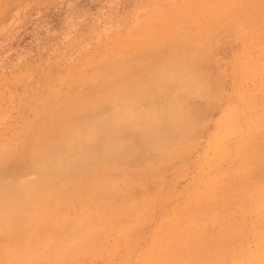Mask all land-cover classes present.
Returning <instances> with one entry per match:
<instances>
[{
    "label": "rangeland",
    "instance_id": "rangeland-1",
    "mask_svg": "<svg viewBox=\"0 0 264 264\" xmlns=\"http://www.w3.org/2000/svg\"><path fill=\"white\" fill-rule=\"evenodd\" d=\"M10 1L0 264H264L263 0ZM11 5L24 11L12 18ZM238 19L247 26L220 27ZM229 29L240 47L223 58L213 42ZM179 87L196 106L167 125L151 103ZM126 111L134 121L112 130Z\"/></svg>",
    "mask_w": 264,
    "mask_h": 264
},
{
    "label": "bare ground",
    "instance_id": "bare-ground-1",
    "mask_svg": "<svg viewBox=\"0 0 264 264\" xmlns=\"http://www.w3.org/2000/svg\"><path fill=\"white\" fill-rule=\"evenodd\" d=\"M5 1H7V0H5ZM13 1H14V0H13ZM22 1H24V0H22ZM8 2H9V1H8ZM10 2H12V0H11ZM1 3H3V1H1ZM1 3H0V4H1ZM6 3H7V2H6ZM7 4H8V3H7ZM9 4H11V3H9ZM9 4H8V5H9ZM5 5H6V4H5ZM0 6H1V5H0ZM10 7H12V5H11ZM4 8H5V7H4ZM8 8H9V7H8ZM8 8H7L6 10H8ZM9 10H10V14L12 15V18H13V16H14V12H17L18 7H17V6H14V7L10 8ZM4 13H5V12H4ZM6 13H7V12H6ZM8 14H9V12H8ZM181 46H182V45H181ZM183 47H185V46H183ZM172 57H173V56H172ZM172 57H171V56L168 57L169 62H173V64L176 65L177 62L174 63L175 61H172V60H173ZM170 58H171V61H170ZM149 59L151 60V57H149ZM174 60H175V59H174ZM167 61H168V60H167ZM176 61H177V60H176ZM184 62H185V61H184ZM186 62H187V61H186ZM180 63H181V62H180ZM180 63L178 62L177 65H180ZM149 64H150V63H149ZM185 64H186V63H184V65H185ZM184 65H183V66H184ZM151 68H152V67H151ZM181 68H183V67H181ZM184 68H185V67H184ZM184 68L181 69V71H183ZM153 69H154V67H153ZM158 69H159V71L156 70V71L158 72V74L162 73V72H160V70L162 69V67H161V69H160V68H158ZM163 69H164L163 71H166V70H167V69H165V68H163ZM185 70H186V69H185ZM185 70H184V72H185ZM145 71H146V70H145ZM145 71H144V72H145ZM161 71H162V70H161ZM179 71H180V70H179ZM181 71H180V72H181ZM186 71H187V70H186ZM152 72H153V71H152ZM152 72H151V73H152ZM175 72H176V71H175ZM177 72H178V70H177ZM146 73H147V72H146ZM146 73H145V74H146ZM149 73H150V71H149ZM166 73L168 74L167 78H168L169 80L172 78V79H171V82L174 83V82H175V79H177V77H173V76H172L173 74L171 75L168 71H167ZM172 73H174V72L172 71ZM178 73H179V72H178ZM182 73H183V72H182ZM182 73H180V74H182ZM143 74H144V73H143ZM155 74H156V73H155ZM164 74H165V73H164ZM164 74H163V75H164ZM169 74L172 76V77L170 76L171 78H169ZM180 74H179V76H180ZM183 74H184V73H183ZM152 75H153V74H152ZM156 75H157V74H156ZM147 76L149 77L148 74H147ZM150 76H151V75H150ZM182 76H184V75H182ZM144 77H146V76H144ZM153 77H154V76H153ZM156 77H157V76H156ZM158 77H159V75H158ZM164 77H166V76L164 75ZM164 77H162V76L160 77V78H162V81H163ZM184 77H185V80H186V82H187V77H188V75H187V76H184ZM167 78H166V79H167ZM188 78H189V77H188ZM141 79H142V78H141ZM173 79H174V81H172ZM195 79H196V78H194V80H195ZM156 80H158V79H156ZM144 81H147L146 78H144ZM176 81H177V80H176ZM178 81H179V80H178ZM163 82H165V80H164ZM169 82H170V81H169ZM179 82L183 83L182 80H180ZM186 82H185V83H186ZM188 82H190V81L188 80ZM191 82H192V81H191ZM194 82L199 83L197 79H196ZM130 84H131V82H130ZM145 84H147V83H145ZM145 84H144V86H147V85H145ZM149 84H150V85H149ZM151 84H152V83H149V82H148L149 87L151 86ZM183 84H184V83H183ZM204 84H205V83H204ZM177 86H179V85H177ZM185 87H186V86H185ZM151 88H152V86H151ZM177 89L179 90L180 87H179V88H175L176 93H177ZM184 89H185V88L183 87V92H182V90H181V91L179 90L180 92L178 91V92H179V95H180V93H182V95L179 96V97H183V98H180L181 100L183 99L182 101L178 98V96H177L176 94H175V95L177 96V98H171V99L169 98L171 92L174 91V90H173V91H171V92L165 91V92H168V93H170V94H169V95H165L166 98L164 97V99H163V96H162V97L159 96V97H161V98H159V100H161V102H163L162 104H161L160 102H159V104H158V101H159L158 98H155V99H157L158 101H156V100L154 99L155 101L153 100V102L151 103L152 105H154L155 110H156V107H157V110H158V108L161 109L160 106L162 107V105L165 106V109L167 108V109L164 111V108L162 107L161 112L158 113V114H161V113L163 112L162 114H163V115H164V114H167V115H165V116H167V117L170 115V116H169V119L165 117L166 119H168V121H167V120H164L165 122L167 121V125H168V123L171 124V122H173V121L169 122V120H171L173 116L176 118V117L178 116V114H179V117L176 118V119H175V118H173V119L176 120V121H177V120H179V121L181 120L179 126L183 125V124H184L183 122H187V120L189 119V118H187V117H189V116L184 117V116H186V115H184L183 113H184V112L186 113V111H187L188 113H192V110L194 109V108H192V107H193V106H196L195 104H194L193 106H190L191 104L188 105V104H189V101H188V103H187V100H186L187 97H185V99H184V96H183V95L185 94ZM201 89H202V88H201ZM201 89H200V90H201ZM203 90H204V92H202V91H201L202 93L199 92V93H201V94H199V93L197 94V93H196L197 95H193L192 99H193L194 97H197V98H198V97H200V98L202 97L201 99L203 100V98L205 97V93H206L205 90H206V88H204ZM175 91H174V92H175ZM206 91H207V90H206ZM155 92H156V91H155ZM155 92H154V93H155ZM174 92H173V94H174ZM148 93H149L150 96H152V93H153V92H152L151 94H150V92H148ZM186 93H187V92H186ZM191 93H192V92L190 91V94H191ZM166 94H167V93H166ZM173 94H172V95H173ZM192 94H193V93H192ZM192 94H191V96H192ZM206 94H207V93H206ZM185 95H186V94H185ZM198 95H199V96H198ZM203 95H204V97H203ZM150 96H149V97H150ZM187 96H188V95H187ZM191 96H190V97H191ZM171 97H172V96H171ZM174 97H175V96H174ZM167 98H168V99H167ZM188 98H189V96H188ZM149 99H150V98H149ZM162 99H163V100H162ZM194 99H195V98H194ZM167 100H168V101H167ZM184 100H185V101H184ZM205 100H206V99H205ZM164 101H165V102H164ZM154 102H156L157 104H156V103L154 104ZM183 102H184V103H183ZM195 103H196V102H195ZM182 104H183V105H182ZM184 105H185V106H184ZM181 106H182V107H181ZM189 106H190V107H189ZM102 108H103V107H102ZM182 108H183V109H182ZM188 108H191V112L188 111ZM196 109H199V108L196 107ZM174 110L177 111L176 113H178V112H179V113H178L177 115L173 114V115L171 116L172 112L174 113ZM96 111L98 112L97 109H96ZM181 111H183V113H182ZM128 112H130V113L132 114V111H126L125 115H124V112H122V113L120 112L121 114H120V113H119L120 115H119V114H116L115 117H117V115H119V116H118L117 118H114V120L118 119V120L116 121L117 123H118V122H120V123H121V122H124L123 125L125 124V121H126L125 119H126V117H127V121H128V119H129V121H131V119H132V121H134L133 119H134V115H135V114L132 115V116H133V118H132V116L130 115V113H129L130 117H129V115L126 116V114H128ZM155 112H157V111H155ZM168 113H169V114H168ZM156 114H157V113H156ZM156 114L154 115V117L156 116ZM162 114H161V116H162ZM123 115H124V116H123ZM181 115H182V117H181ZM189 115H190V117H191V114H189ZM125 116H126V117H125ZM157 116L159 117V118H158L159 120L162 119L159 115H157ZM121 117H122L123 119H122ZM149 117H151V116L149 115ZM162 117L164 118V116H162ZM180 117H181V119H180ZM102 118H103V117H102ZM120 118H121V119H120ZM155 118H157V117H155ZM160 118H161V119H160ZM170 118H171V119H170ZM182 118H184V120H182ZM98 119H99V117H98ZM104 119H105V118H103V120H102V119H99V120L102 121V122H106ZM111 119H113V118H111ZM119 119H120V120H119ZM173 119H172V120H173ZM94 120H97V117H96V119L94 118ZM114 120H113V121H114ZM122 120H124V121H122ZM113 121H112V123H114V124H113V126H112L111 129H112V130L114 129V125H116V127L120 128L119 126H121L122 123L119 125V123L116 124V122H113ZM179 121H177V122L179 123ZM182 121H183V122H182ZM79 122H80V121H79ZM110 122H111V120H110ZM158 122H160V124H161V121H158ZM162 122H163V121H162ZM107 123H108V122H107ZM163 123H164V122H163ZM173 123H175V121H174ZM188 123H189V124H188ZM188 123H187V125H185L186 128H187V127H190V124H191V123H190V120H189ZM104 124H105V123H104ZM108 124H109V123H108ZM90 125H91V126L87 125V128H88L89 131H90L91 129H92V130H93V129H96V128H95V125H93V126H92V124H90ZM123 125H122V126H123ZM131 125H132V124H131ZM140 125H143V124L140 123ZM156 125H158V124L156 123L155 126H156ZM171 125H172V124H171ZM188 125H189V126H188ZM88 126H89L90 128H89ZM96 126H97V125H96ZM106 126H107V125H106ZM109 126H110V125H109ZM155 126H154V127H155ZM159 126H160V127L162 126L161 128H164L162 124L159 125ZM164 126H165V125H164ZM174 126H175V127H174ZM176 126H177V125H173L174 128H173V127H169V126H167V127H168V128H171V129L173 128V130L176 129V131L179 132L180 129H179L178 126H177V128H176ZM185 126H184V127H185ZM93 127H94V128H93ZM97 127H98V126H97ZM110 127H111V126H110ZM123 127H124V126H123ZM130 127H131V126H130ZM157 127H158V126H157ZM165 127H166V126H165ZM107 128H109V127H107ZM107 128H106V130L108 131ZM118 128H117V129H118ZM121 128H122V127H121ZM121 128H120V129H121ZM168 128H166V130H167ZM98 129H101V128H100V125H99ZM115 129H116V128H115ZM123 129H124V128H123ZM123 129H122V130H123ZM155 129H156V130H160V128H159V129L155 128ZM189 129H190V128H189ZM80 130H81V129H79V131H80ZM83 130H84V129H83ZM92 130H91V131H92ZM118 130H119V129H118ZM143 130H144V128H143ZM156 130H155V131H156ZM168 130H169V129H168ZM184 130L186 131V129H184ZM184 130H183V131H184ZM79 131L76 133L77 135H78ZM101 131H102V130H101ZM103 131H104V129H103ZM103 131H102V132H103ZM109 131H110V130H109ZM115 131L117 132V130H115ZM125 131H126V130H125ZM170 131L173 132L172 130H170ZM170 131H168V132L171 133ZM174 131H175V130H174ZM176 131H175V132H176ZM183 131L181 132V134L183 133ZM102 132H101V133H102ZM105 132H106V131H105ZM113 132H114V131H113ZM116 132H115V133H116ZM161 132H162V130H161ZM186 132H187V131H186ZM186 132H185V133H186ZM101 133H100V135H101ZM141 133H142V132H141ZM148 133H149V132H148ZM156 133H157V132H156ZM164 133L167 134L166 131H165ZM164 133L162 132V134H163L162 136L165 135ZM176 133H177V132H176ZM179 133H180V132H179ZM76 134H75V135H76ZM79 134H80V133H79ZM85 134H86V133H85ZM98 134H99V133H98ZM120 134H122V132H120L118 136H120ZM174 134H175V133H174ZM174 134H173L172 136H174ZM183 134H184V133H183ZM80 135H81V134H80ZM88 135H89V134H86V136H88ZM109 135H110V134H109ZM141 135H143V134H141ZM150 135H152V134H150ZM170 135H171V134H170ZM179 135H180V134H179ZM101 136H104V135H101ZM110 136H111V135H110ZM112 136H113V135H112ZM112 136H111V140L114 139V138H118V137H113V138H112ZM121 136H122V138H123V135H121ZM144 136H145V135H144ZM166 136H167V135H166ZM77 137H78V136H77ZM88 137H89V136H88ZM139 137H141V139H142V136H139ZM146 137H148V136H146ZM146 137H145V140L148 139V138H146ZM152 137H153V136H151V138H152ZM164 137H165V136H164ZM83 138H85V137H83ZM89 138H90V137H89ZM104 138H105V137H104ZM122 138H121V139H122ZM143 138H144V137H143ZM151 138H150V139H151ZM166 138H167V137H166ZM170 138H171V137H169V139H170ZM180 138H181V137H180ZM78 139H79V138H78ZM91 139H92V138H91ZM98 139H99V138H98ZM98 139H97V140H98ZM101 139H102V138H101ZM119 139H120V138H119ZM167 139H168V138H167ZM87 140H88V139H87ZM103 140H104V139H103ZM103 140H102L101 142H103ZM108 140H109V139H108ZM114 140H115V139H114ZM116 140H117V139H116ZM142 140H143V139H142ZM177 140H178V138H177ZM98 141H99V140H98ZM132 141H133V140H132ZM79 142H80V141H79ZM94 142H95V141H94ZM116 142H117V141H116ZM120 142H121V141H120ZM127 142H128V141H127ZM127 142H126V143H127ZM130 142H131V141H130ZM80 143H81V142H80ZM85 143H86V142H85ZM85 143H84V144H85ZM106 143H107V142H106ZM112 143H113V141H112ZM128 143H129V142H128ZM128 143H127V144H128ZM133 143L135 144V142H133ZM146 143H147V142H146ZM158 143H159V142H158ZM163 143H165V142H163ZM87 144H88V143H87ZM89 144H90V143H89ZM127 144H126V145H127ZM130 144L132 145V143H130ZM154 144H155V143H154ZM56 145H58V144H56ZM80 145H81V144H80ZM90 145H91V144H90ZM90 145H89V147H90ZM109 145H110V144H109ZM111 145H112V144H111ZM126 145H124V146H126ZM128 145H129V144H128ZM128 145H127L126 147H128ZM136 145H137V144H136ZM59 146H60V145H59ZM59 146H58V147H59ZM82 146H83V144H82ZM91 146L94 147L95 145H91ZM96 146H97V145H96ZM113 146H114V145H113ZM117 146H118V145H117ZM117 146H116V147H117ZM120 146H121V145H120ZM120 146H119V147H120ZM122 146H123V145H122ZM60 147H61V146H60ZM74 147H75V146H74ZM93 147H92V149H93ZM105 147H106V146H105ZM136 147H137V146H136ZM114 148H115V147H113V149H114ZM72 149H73V147H72ZM79 149H82L81 146L79 147ZM87 149H88V147H87ZM87 149H86V150H87ZM117 149H118V151L121 150L120 148H117ZM117 149H116V150H117ZM82 150H83V149H82ZM88 150H89V149H88ZM90 150H91V149H90ZM87 152H88V151H87ZM84 153H85V152H84ZM104 153H105V152H104ZM71 154H73V153H71ZM94 154H95V153H94ZM97 154H98V153H97ZM111 154H112V157H115V155H114L113 152H112ZM67 157H69V156H67ZM67 157H66V158H67ZM79 157H80V156H79ZM82 157L84 158L83 155H82ZM112 157H110V158H112ZM80 158H81V157H80ZM90 158H91V157H90ZM61 159L64 160L65 157H64V158L62 157ZM86 159H87V160H86ZM86 159H85L86 161L89 160L88 157H87ZM115 159H116V158H115ZM63 160H62V161H63ZM72 160H73V158H72ZM72 160H71V161H72ZM92 160H93V158H92ZM71 161H70V162H71ZM79 161H80V160H79ZM86 161H85V162H86ZM90 161H91V160H90ZM112 161H113V159H112ZM116 161H118V160H116ZM81 162H84V160H83L82 158H81ZM85 162H84V163H85ZM86 163H88V162H86ZM104 163H105V162H104ZM66 164H67V163H66ZM66 164H65L64 166H66ZM60 165H63V164H60ZM72 165H73V164H72ZM80 165H81V164H80ZM74 166H77V164L74 165ZM62 167H63V166H62ZM72 167H73V166H72ZM72 167L70 166L69 169H70V168L72 169ZM64 168H65V167H64ZM66 168L68 169L67 166H66ZM66 168H65V169H66ZM75 168H76V167H75ZM71 169H70V170H71ZM77 169H78V168H77ZM75 170H76V169H75ZM68 171H69V170H68ZM69 172H70V171H69ZM69 172H68V173H69ZM74 172H75L74 174H76V171H74ZM73 176H74V175H73ZM50 178H51V177H50ZM51 179H52V178H51ZM51 179H50V180H51ZM50 180H49V181H50ZM112 186H113V185H112ZM112 186H111V187H112ZM23 191L25 192V190H23ZM27 196H28V195H27ZM13 212H14V211H13ZM70 241H71V240H70ZM111 256H112V255H111ZM116 259H117V258H116ZM109 260H110V259H109ZM117 261H118V260H117ZM108 264H109V263H108ZM111 264H113V262H112Z\"/></svg>",
    "mask_w": 264,
    "mask_h": 264
},
{
    "label": "crops",
    "instance_id": "crops-1",
    "mask_svg": "<svg viewBox=\"0 0 264 264\" xmlns=\"http://www.w3.org/2000/svg\"><path fill=\"white\" fill-rule=\"evenodd\" d=\"M263 4H264V0H263ZM19 10H20V12L24 11L23 8L22 9L20 8ZM18 16L20 17V13ZM15 20L18 21V17ZM241 26H247V24L244 23L243 20L238 19V20H235V21L232 20L229 22L224 21V23L221 24L220 27L237 28V27H241ZM220 34H221V37L218 38L217 40H214V42H213V47L215 48L214 52H216V54H218L219 56H222L223 58L234 57L235 52H237L239 50V47H240L238 40L235 39L236 38L235 36H237V33L233 32L231 29H229L228 31L220 32ZM5 53H6V55L4 57H2V59L10 60V59L18 56L15 54V52L5 51ZM21 56H22V54H21ZM23 57H25V56H23ZM7 64L8 63H6V62L0 63V74L11 76V75H13L14 70L12 67H9V68L7 67L5 69L4 65L7 66ZM11 87H13V86H11ZM216 105H218V104H216V103L212 104V106H215V107H216Z\"/></svg>",
    "mask_w": 264,
    "mask_h": 264
}]
</instances>
